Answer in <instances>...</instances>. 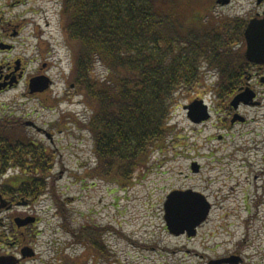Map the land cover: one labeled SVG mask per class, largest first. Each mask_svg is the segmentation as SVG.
Returning <instances> with one entry per match:
<instances>
[{
    "label": "rangeland",
    "instance_id": "rangeland-1",
    "mask_svg": "<svg viewBox=\"0 0 264 264\" xmlns=\"http://www.w3.org/2000/svg\"><path fill=\"white\" fill-rule=\"evenodd\" d=\"M183 2V9L207 12L204 24L235 20L247 25L264 12V4L258 9L256 0H232L228 6L217 5L216 0ZM51 11L47 16L6 17L12 26L19 25L21 33L6 42L10 49L15 45L13 52L0 56V61L22 62L25 68L19 86L0 94V127L5 120L20 117L53 136L51 143L30 128L18 134L50 148L48 154L53 158L46 176L29 172L23 176L24 190L34 197V211L25 208L27 215L40 218L39 227L46 229L39 240L44 258L40 264H165L166 258L206 264L200 256L179 249L216 257L245 241L251 262L264 260V252L256 255L259 249L250 247L255 242L264 249V84H255L258 97L249 87L250 77L245 85L261 108L242 105L233 109L235 96L220 100L218 72L204 70L199 86L175 93L165 138L137 162L132 178L126 183L105 178L95 172L98 158L89 124L97 109L76 87L77 50L67 33V15L61 3ZM241 49L246 55V41ZM108 75L96 62L93 81L104 82ZM38 76L48 77L52 85L42 94L30 95L29 82ZM196 101H202L210 114L200 124L193 123L185 110ZM230 109L234 113L229 118ZM193 164L199 165V172L192 171ZM18 174L12 170L3 177ZM42 178L40 195L36 185ZM185 189L196 190L212 205L205 226L191 241L174 238L165 229L167 196ZM83 232L86 240L81 239ZM92 239L98 240L102 253L86 245ZM154 246L164 248L165 253L152 250ZM172 250L177 251L172 254Z\"/></svg>",
    "mask_w": 264,
    "mask_h": 264
},
{
    "label": "trees",
    "instance_id": "trees-1",
    "mask_svg": "<svg viewBox=\"0 0 264 264\" xmlns=\"http://www.w3.org/2000/svg\"><path fill=\"white\" fill-rule=\"evenodd\" d=\"M183 7V0L70 1L66 29L77 50L75 82L96 105L89 128L95 172L105 178H132L137 162L165 138L175 93L199 86L204 70L218 72L224 102L258 67L241 51L247 25L204 24L207 12ZM96 62L109 73L104 82L91 77Z\"/></svg>",
    "mask_w": 264,
    "mask_h": 264
},
{
    "label": "flooded vegetation",
    "instance_id": "flooded-vegetation-1",
    "mask_svg": "<svg viewBox=\"0 0 264 264\" xmlns=\"http://www.w3.org/2000/svg\"><path fill=\"white\" fill-rule=\"evenodd\" d=\"M70 1L71 0H0V56L3 54L10 55L13 52L15 45L11 44V49L9 48L8 50V48L5 49L6 42L8 41V38H16L21 33V30L18 29L19 25L12 26V20H7L6 17H18L20 19L21 17L27 16H47L52 12L51 8L57 7L60 3L64 9L63 15H65L66 10L70 9ZM218 1L219 0H216L217 5H219ZM47 4H49V7H47ZM263 4H257V8L260 9ZM263 14L264 12L262 14L257 13L255 18L262 17ZM16 62L14 64L13 62H5V60L0 61V94L17 88L23 81L25 77V68L23 67L22 62L20 64ZM263 77L264 66H258L256 71L250 76L251 83L249 87L253 89L257 97L258 92L255 84L258 81L261 84H264ZM50 82L52 85L51 80ZM30 95L32 94L30 93ZM243 106H245V108H261L262 104ZM233 113L234 112L230 109L228 117L230 118L233 116ZM247 123H249L248 120H246L245 124ZM235 125L236 124H232V126ZM28 128L45 135L49 142L53 143V136L44 128H40L37 123L33 121H24L20 117H15L12 121L5 120L0 127V264H40V261L44 259L42 252L39 250V240L40 237L44 236L46 233V229L39 227L42 223L40 218L27 215L28 211H26L25 208H28L30 210L29 212L34 211L32 202L34 197H30L29 190H24L25 181L23 180V176L27 175L28 172L33 173L34 175L44 173L46 176V174L52 170L51 164L53 158L48 154L50 148L48 149L41 146L34 138L24 136L19 137L18 134H21ZM222 138L223 137H220V139ZM12 170H18L20 174H18V176H8L7 178L3 177L8 175V172ZM188 190L197 192L193 189L180 191ZM205 224L206 223L198 227L197 234L194 237H189L187 234L180 236L172 235L170 234L167 225L165 229L174 238H186L191 241L196 239L199 230L204 227ZM83 236L84 238L81 237V239L86 240V235L84 234ZM257 236L260 237L259 235ZM90 241L88 240L86 245L92 249L96 248L98 253H102L103 249L98 240L92 239ZM244 244L246 245L248 242L245 241L237 246L235 250L228 251L216 257L204 254L200 255L196 250H184V248L179 249V252L186 251L188 254L194 253V255L200 256L205 260L206 264H236L232 263L233 259L239 260L237 264L264 263L263 259L259 263H255V261L251 262V258L246 256ZM250 247L259 249V251L255 252L256 255H263L264 249H262L263 245L261 243L253 242ZM152 250H158L165 253L164 248L157 246H154ZM176 251L177 250H172L171 253L175 254ZM231 258L233 259L231 260ZM229 259L230 261H228ZM165 264L183 263H177L174 260L170 262L166 258Z\"/></svg>",
    "mask_w": 264,
    "mask_h": 264
},
{
    "label": "water",
    "instance_id": "water-1",
    "mask_svg": "<svg viewBox=\"0 0 264 264\" xmlns=\"http://www.w3.org/2000/svg\"><path fill=\"white\" fill-rule=\"evenodd\" d=\"M256 1L258 5L264 3V0ZM230 2L231 0H219L218 4L227 6ZM244 36L247 46L245 57L248 62L255 65H264V14L262 17L254 18L249 22ZM50 86L51 82L47 77H36L30 81L29 89L32 95L42 94L49 90ZM255 97L256 95L248 88L233 99L231 107L238 109L241 104L259 105V103L254 102ZM185 110L188 111L189 119L195 124H200L210 119L209 109L202 101L192 103L185 107ZM236 120L237 117L234 118L233 123ZM199 170V165H192L194 173L199 172ZM164 209L165 221L170 234L175 236L187 234L189 237H194L197 234L198 227L207 221L212 205L201 193L192 190H174L167 196ZM238 262L239 260L237 259L232 260V263L237 264Z\"/></svg>",
    "mask_w": 264,
    "mask_h": 264
}]
</instances>
